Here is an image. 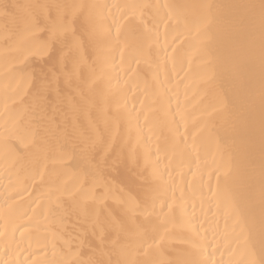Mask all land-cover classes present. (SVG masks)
<instances>
[{
  "label": "bare ground",
  "instance_id": "1",
  "mask_svg": "<svg viewBox=\"0 0 264 264\" xmlns=\"http://www.w3.org/2000/svg\"><path fill=\"white\" fill-rule=\"evenodd\" d=\"M259 4L0 0V264L258 257ZM109 152L135 163L96 167Z\"/></svg>",
  "mask_w": 264,
  "mask_h": 264
},
{
  "label": "snow or ice",
  "instance_id": "2",
  "mask_svg": "<svg viewBox=\"0 0 264 264\" xmlns=\"http://www.w3.org/2000/svg\"><path fill=\"white\" fill-rule=\"evenodd\" d=\"M29 7H33V6H29ZM43 7L48 8V9H52L55 8L57 10L60 9H68L69 7H81L83 8V5L80 6H76V5H59V4H55V5H44ZM205 7H208L209 9H211L213 6L212 5H207ZM245 7H251V8H255L257 7L256 5H248ZM259 9H260V13H261V19L264 20V0H260V4H259ZM67 21V15L65 14L64 17L62 18V20L58 23L54 22L51 26H50V31L53 34V39H52V48L53 50L55 49L56 44L58 43H62V40L60 38V32L62 30H65L67 28V24L65 23ZM37 27L39 26L38 24L36 25ZM47 45H45L46 47ZM16 71L22 72V73H27L28 69L27 67H22L19 69H16ZM31 75L35 76V73L32 72L30 73ZM93 148H95V145H92ZM84 155H90L89 149L87 147V145L84 148ZM99 153H96L95 155H92V160L95 163L96 167H100L101 165H107V166H111V167H119L120 165H129V164H133L135 163V161L131 158H125L123 156V154H117L115 156H112V153L109 152L107 155L101 157L99 160H96V155H98ZM109 157H111V160H109ZM262 204H264V198H262ZM238 211L241 213V215L245 214V209L241 208L238 209ZM249 227H248V232H249V239H252V234H253V230L255 228V222L254 219L249 217ZM254 247V246H253ZM252 259H250L247 264H264V213H262V217L260 220V250H259V255L257 257L255 251L252 252Z\"/></svg>",
  "mask_w": 264,
  "mask_h": 264
}]
</instances>
